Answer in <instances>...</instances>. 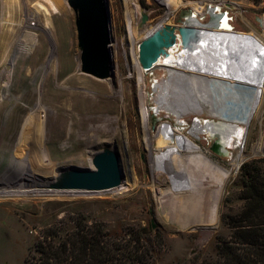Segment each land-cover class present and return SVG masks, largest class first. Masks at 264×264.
Segmentation results:
<instances>
[{
    "label": "rangeland",
    "instance_id": "rangeland-1",
    "mask_svg": "<svg viewBox=\"0 0 264 264\" xmlns=\"http://www.w3.org/2000/svg\"><path fill=\"white\" fill-rule=\"evenodd\" d=\"M203 1L220 3L224 10L230 8L234 29L251 33L264 43V29L257 19L264 16V0H179L171 6L158 0H106L113 74L100 79L81 70L76 15L67 0H62L65 10L60 13L38 0H0V183L13 189L51 190L19 195L0 192V264H27V258L33 261L37 256L34 245L48 229H54L63 239L77 223L84 221L104 224L112 237L119 238L116 242L131 243V247L135 244L134 239L129 242L132 232L144 229L147 234L141 246L153 249L152 264H224L217 244L227 241L238 245L236 228L230 219L239 218L246 204L242 166L251 163L253 172L264 177V152L254 153V146L260 140L264 142V95L247 132L243 164L238 172H232L241 159L236 165L230 160L232 168H227L229 156L212 149L214 140L207 143L189 136L179 127L176 129L174 113L157 109L160 89L153 90V79L167 77L166 69L145 73L150 133L155 136L165 133L161 123L169 119L174 130L172 140L188 155L186 161H179V149L171 147L172 152H163L169 159L165 172L158 171L153 167V157L161 147H156L155 139L149 146L146 142L147 131L141 113L144 94H141L134 58L139 56V44L154 30L166 25L176 28L185 20L184 11ZM143 8L148 11L149 20L140 29ZM42 11L52 15L53 31L44 26ZM128 20L133 22V31L129 30ZM203 22L208 23L209 17H204ZM27 33L33 36L30 44L22 36ZM181 47V38L168 47L174 60ZM166 58L163 54L159 63H165ZM64 90L77 91L79 105L62 125L61 113L69 116L62 108L59 95ZM226 99L227 108L218 106L213 111L205 107L198 114L211 118L213 112H220L222 117L243 118L246 100H240L238 107ZM232 105L238 110H233ZM36 106L42 108L39 118L44 133L39 144L33 141L34 134L25 125L28 114ZM196 114L184 117L188 125ZM27 131L29 135L19 140L20 134ZM71 131L73 136L69 138ZM184 137H188L193 146L189 139L184 143ZM23 141L27 142L26 153L41 151L46 159L24 160L18 151V142ZM105 148H116L119 152L124 172L122 189L59 191L52 186L62 169L89 166L87 162L70 161L74 153H84L86 157L88 150L97 152ZM231 152L236 156L237 148ZM203 153L218 165L200 157ZM199 167L205 168L199 170ZM215 172H224V182L219 189L214 187ZM194 175L198 176L192 194L195 210L189 214L185 205L191 196L169 192L170 189H193ZM215 201L213 212L216 213L217 207V213L212 215L208 211Z\"/></svg>",
    "mask_w": 264,
    "mask_h": 264
},
{
    "label": "bare ground",
    "instance_id": "bare-ground-1",
    "mask_svg": "<svg viewBox=\"0 0 264 264\" xmlns=\"http://www.w3.org/2000/svg\"><path fill=\"white\" fill-rule=\"evenodd\" d=\"M39 1L48 4L50 6V9H52L53 11H57L60 13L65 10V6L62 0H38V2ZM158 1L169 6L174 5L175 3L177 4L179 3V0H158ZM208 3L211 4L212 7L214 6L213 1L210 2L203 1L200 3H196L197 5L194 6L195 12L203 13L204 11H206L208 9L207 8ZM203 9L204 11H202ZM209 10L213 16L212 21L209 22L205 27V29L208 31V35L204 33V37L201 39V43L199 46L194 48L192 47L191 49L187 50L184 48L182 43V47L180 51L176 54L177 55L176 60H174L172 58L173 56H171L170 53L167 51L168 49L167 47V49L163 51V54L164 55L166 54L167 56V58L165 59V63H159V60L163 55L161 54L157 58V60L154 61L152 66H150V68L155 67L158 69H164V70L166 69L165 72L167 74V77L165 76L160 80L157 79L155 83L156 87L160 89V94L157 96L158 97L157 109L158 110L168 109L170 112L174 113V115L176 116V121L173 122L174 127L176 129L181 128L182 130H184V124L186 121L184 117H186V115H191L193 113L198 114L205 107H208L213 111L218 106H222V107L224 106L223 108H227L228 104L226 103L224 104L225 97L227 98L226 102L228 101V99H230L231 102H235L236 104H238L237 105L238 107L241 104L240 100H246L245 108L247 109L243 118L234 119L232 117L233 118L232 119L230 117L229 118L222 117L219 114L220 108L218 110L219 113L217 114L216 112H213L214 116H212V118L219 119L223 123L227 122V123L237 124L234 134L226 135L224 137V140L226 139L228 140V141L226 140L227 143H224L225 148L228 152L227 155H229L228 148L231 147L237 148V155L230 156L232 165H236L243 156L246 138H247V132L249 130L250 123L263 101L264 43H262L259 39H257V37L253 36L251 33H245L238 30L236 31L234 28H232L230 26L231 24L228 21L226 14L222 13L221 12L222 10H220L219 7H217L216 9L209 8ZM217 10L220 11L217 12ZM51 16L49 15L48 11H42V20L44 21V26L50 28L53 31L54 28H53ZM25 21L23 23H25ZM189 24L201 25L202 22L199 20V18L194 17L193 14H190L188 15L187 21L183 25H189ZM261 24L264 29V16L262 17ZM180 26L182 25H178L176 26V28H179ZM128 27L129 30L133 31V22L131 20H128ZM22 36H24L25 41L29 42L28 44H30V42H32L33 40V36L29 33ZM134 58L136 61V68L138 70V82L141 88V94H144L142 96L141 113L146 128L145 131H147L146 142L147 145L149 146L151 145L152 141H154V139L157 140L156 147L158 148L161 147V150L158 149L160 151L155 154L156 156L154 155L155 158L153 157V167L158 171L165 172L168 166L169 159L165 154H163V152L164 151H166L167 153L170 151L172 152L171 147L173 146L177 147L176 141L172 140L174 135V130L171 123L164 122L162 123L161 127L165 133L162 134L161 132L160 135L158 134L156 136L150 133L149 118H148L149 109L146 105V100H145L146 91L144 89L145 72L143 65L140 63L139 56L135 55ZM228 73L232 74L233 76H230ZM228 77H232V78L229 79ZM72 80L73 78L70 79V82H72ZM239 87H241L240 90L238 89ZM245 88L248 90L250 89V92L248 90L247 91L244 90ZM246 92L249 93V96L247 97L245 96ZM59 95L60 97H62V108L68 111L67 115H69L66 117L65 113H61L60 121L61 124L64 125L66 120L69 119L68 117L72 116L75 108L78 107L79 105V103L77 105V100H76V96L78 95V92L64 90L63 92L59 93ZM237 106L234 107L232 105L230 107H232L233 110L236 111L238 110ZM40 109H42L41 106L34 107L33 110L28 114L27 120L25 122V125L26 126L28 125V129L31 130V133L34 134L33 141L37 142L38 144L44 134L41 128L40 118H39ZM182 119H184V121H181ZM176 122H178V124ZM211 127H213V125L210 124V122L207 123L206 121H204V119L203 120L199 119L193 123L192 127L190 128L189 134L197 138L198 135H200L204 131L210 132ZM28 135H29L28 131L26 133L22 132L19 136V140H23ZM72 136H73V131L69 133V138ZM187 139L189 138L184 137V143L185 140ZM26 141H23L22 143L18 142V151H21L24 160L27 159L34 161L36 160V158L46 159L45 155H43V157L41 156L40 153L41 151L39 152V151L29 150L26 153L25 151L26 150L25 144L27 143ZM31 142L32 141H30V143ZM190 142L192 143L193 146V142L191 140ZM87 152L88 155L86 157L84 156V153L77 152L79 153V155H77V153H74L76 155L73 156L74 158L71 157L70 161L79 162V163L81 162L82 164H85L86 162L89 163V166L80 165L81 166L80 168H90V169L94 168L92 164V158L96 152L92 150L90 151L88 150ZM259 152H264V142L262 140H260L254 146V153H259ZM177 157L179 161H186L188 159L187 153H185L181 149L177 151ZM190 157H192V155H190ZM200 157H206V155L203 153L200 155ZM200 167L202 166L200 165ZM200 167L199 170H204L205 168V167L203 168ZM223 174L224 172L213 173L212 178H214L215 181L214 185L218 189L223 185L224 182V180L222 179ZM197 178L198 176L194 175L195 185L193 189L192 188L170 189L169 192L175 194H183L184 196L186 195V197L191 196V200L187 201L185 205L186 210L188 211L189 214L195 210L193 209L194 201L192 200V194L194 193L195 190ZM55 180L56 179H54V181ZM46 191H51V190L50 189L26 190L21 188L13 189V188H8L7 186L0 183V192L6 194L19 195V193L32 194L35 192L45 193ZM201 205L202 204L200 203V205L197 206L198 209L201 208ZM198 217L199 215L196 218Z\"/></svg>",
    "mask_w": 264,
    "mask_h": 264
},
{
    "label": "water",
    "instance_id": "water-1",
    "mask_svg": "<svg viewBox=\"0 0 264 264\" xmlns=\"http://www.w3.org/2000/svg\"><path fill=\"white\" fill-rule=\"evenodd\" d=\"M67 2L76 15L82 72L100 79L110 78L113 74L110 50L112 39L106 0H67ZM257 19L261 22L262 17L258 16ZM148 20V11L145 8L141 9L139 28H144ZM204 33L208 35V31L203 26L195 24L182 25L179 28L166 25L156 29L138 46L140 63L144 69H150L163 51L171 46L173 41L176 42L180 38L185 49L197 47ZM153 90H158L156 84L153 85ZM205 121L213 125L210 128V134L214 138L212 149L226 156L228 152L224 143L228 140H224V137L233 135L237 124L223 123L212 117L206 118ZM92 164L94 166L92 169L77 166L62 169L60 176L52 183V186L59 191L86 192L108 191L122 186L124 172L116 148L97 151L93 155Z\"/></svg>",
    "mask_w": 264,
    "mask_h": 264
},
{
    "label": "trees",
    "instance_id": "trees-1",
    "mask_svg": "<svg viewBox=\"0 0 264 264\" xmlns=\"http://www.w3.org/2000/svg\"><path fill=\"white\" fill-rule=\"evenodd\" d=\"M251 163L242 166L243 197L245 209L239 218L231 217L236 228L235 242L217 244V252L224 264H258L264 261V177L253 172ZM229 222V223H230ZM144 229L131 234L129 242L120 244L119 239L106 230L104 224L79 222L68 231L66 237H58V232L48 229L34 249V260L27 264H152L153 249L141 246L146 235Z\"/></svg>",
    "mask_w": 264,
    "mask_h": 264
},
{
    "label": "built area",
    "instance_id": "built-area-1",
    "mask_svg": "<svg viewBox=\"0 0 264 264\" xmlns=\"http://www.w3.org/2000/svg\"><path fill=\"white\" fill-rule=\"evenodd\" d=\"M216 2H213V4H214V6L212 7L211 6V4H209L208 3V6H207V10L206 11H204L203 13H201V12H195V9L192 7V8H190V9H188V10H185L184 12H185V15H184V21H182L181 22V24H177V25H183V24H185V22L187 21V18H188V15H190V14H193L194 15V17H197V18H199V20L202 22V24H201V26H203L204 28L207 26V24L209 23V22H211L212 21V14H211V12H210V10H209V8H214V9H216L217 7H219L220 8V10H222L221 12L222 13H224V14H226V16H227V18H228V21L230 22V26L232 27V28H234V25H233V21H234V16H233V14L231 13V11H230V8H227V9H223L222 8V5L220 4V3H216ZM220 10H217V12H219ZM206 16H208L209 17V22L208 23H204L203 22V20H204V17H206ZM210 27V26H209ZM156 69H158V68H155V67H153V68H150V69H144V72L145 73H150V74H152ZM158 78H154L153 80H154V84L156 83V80H157ZM159 90V89H158ZM168 117H169V115H168ZM207 118H209V117H207ZM186 119V123L184 124V130H185V132L189 135V136H192L191 134H189V131H190V128L192 127V125H193V123L196 121V120H203L204 119V121H205V119L206 118H202V117H200V115H194V117H193V119H192V121H191V124L190 125H188V123H187V118H185ZM164 122H172V121H170L169 119H167L166 121H163L162 123H164ZM162 123H161V125H162ZM196 138V137H195ZM196 139H202V140H206V142L207 143H210L211 141H213L214 140V138L211 136V134H210V132H208V131H204V132H202L200 135H198V137L196 138ZM195 141V140H194ZM196 142V141H195ZM236 147H231V148H228L229 149V162H228V165L229 166H226L227 168H232V165L230 164V160H231V158H230V156H232L233 155V153L231 152V150L232 149H235ZM242 164H243V159H241V161H240V163H239V165H238V167H237V169L236 170H234V168H233V170H232V172H238L239 171V169L241 168V166H242Z\"/></svg>",
    "mask_w": 264,
    "mask_h": 264
},
{
    "label": "crops",
    "instance_id": "crops-1",
    "mask_svg": "<svg viewBox=\"0 0 264 264\" xmlns=\"http://www.w3.org/2000/svg\"><path fill=\"white\" fill-rule=\"evenodd\" d=\"M208 157L206 156V159H207ZM208 159H210V158H208ZM210 161H212L211 159H210ZM213 163H215L216 165H218V163H216V162H214V161H212ZM215 187V186H214ZM216 189H218V188H216ZM215 206H216V201H215V203H213L211 206H210V208H209V211L208 212H210L209 214H216L217 213V207H216V213H214L213 212V209L215 208ZM217 206H218V202H217ZM214 218H215V215H214Z\"/></svg>",
    "mask_w": 264,
    "mask_h": 264
}]
</instances>
